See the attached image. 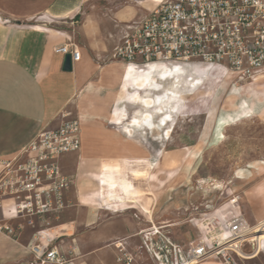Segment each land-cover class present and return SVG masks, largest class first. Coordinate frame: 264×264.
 <instances>
[{
  "label": "rangeland",
  "instance_id": "rangeland-1",
  "mask_svg": "<svg viewBox=\"0 0 264 264\" xmlns=\"http://www.w3.org/2000/svg\"><path fill=\"white\" fill-rule=\"evenodd\" d=\"M123 1V5L129 4L128 0ZM112 3L111 0H91L84 10V16L89 14L104 18L108 32L114 26L109 23ZM81 23L82 19L79 18L75 26ZM117 39L110 36L111 49L98 58L102 65L119 61L109 59ZM75 41L80 45L79 37ZM155 67H161V64ZM168 67L171 68L161 69L180 70L183 74L181 96L168 98L163 106V110L172 114L171 137L168 138L161 130L150 131L145 125L138 127L128 121L118 124L122 109L127 108L129 116H134L139 108L129 99L117 104L112 120L125 132L120 146H126L128 153L141 152L144 157L138 158L136 161L141 165L131 170L141 187L138 189L134 186L128 178L127 168L121 163L106 161L99 173L98 198L95 199L98 207L105 209L106 204H115L131 208L140 203V211L134 210L126 217L144 222L143 235L159 232L154 235L157 246L163 244L164 235L184 250L188 249L191 241L222 234L225 224L233 216H243L251 229L264 225V115L258 108L247 116L240 108L243 97L251 94L253 89H264V73L255 80H238L227 70L203 64H173ZM131 72L138 73L133 69ZM132 73L127 74L129 92L134 90L130 81ZM161 82L163 87L170 86V80ZM158 110L151 108L155 115ZM225 121L227 125H223ZM125 125H129L133 132L127 131ZM235 199L237 202L233 203ZM90 202L86 195L80 199L81 205ZM76 208V204L72 203L63 213L61 221L75 219ZM108 219V215L100 214L97 224L91 227L81 225L76 229L74 237L79 238L82 253H91L106 244L100 240L108 235V232H104L108 230ZM65 229L72 232L68 224L62 226V230ZM89 237L91 243H96L94 246L88 242ZM221 238H224L223 235ZM67 241L70 242L69 239ZM171 246L169 244V250ZM256 247V241H248L243 243L242 250L245 254L253 255ZM144 249L147 250L146 247ZM168 249L164 248L162 252L167 253ZM108 251L95 252L91 258L104 257L108 263ZM238 254L231 252L235 264H264V250L249 259ZM159 258L166 264L165 256L159 255ZM144 263L161 264L151 257L145 259Z\"/></svg>",
  "mask_w": 264,
  "mask_h": 264
},
{
  "label": "crops",
  "instance_id": "crops-1",
  "mask_svg": "<svg viewBox=\"0 0 264 264\" xmlns=\"http://www.w3.org/2000/svg\"><path fill=\"white\" fill-rule=\"evenodd\" d=\"M111 1L109 23L114 26L107 32V20L84 16L91 0H0V158L22 155L41 131L59 127L63 112L79 117L82 148L62 157L64 171L74 178L67 199L77 206V217L65 223L72 230L69 233L75 235L81 225L97 224L100 214L109 216L108 230L104 231L108 235L100 240L106 244L101 249L82 253V244L75 237L82 254L80 261L124 264L118 260L120 252L116 246L123 243L136 255L133 264H145V259H154V256L144 249V222L126 217L139 210L141 204L131 208L106 204L107 208L100 209L95 202L99 173L106 161H118L126 167L128 178L140 189L141 183L131 170L141 165L136 161L138 158H144L141 152L128 153L126 146H120L125 132L112 120L117 104L125 103L129 70L121 61L102 65L98 58L111 49L110 36L118 38L117 44L124 25L147 14L160 0H128V5H123V0ZM79 18L82 23L76 27ZM77 37L81 39L78 44L81 59L72 62V70L66 71L63 69L65 56L54 48L76 42ZM84 195L91 199L90 204L81 205ZM11 203L6 200L0 207V221L16 225L17 221L8 220ZM123 214L125 217H117ZM32 234L31 229L24 228L14 239L0 231V262H30ZM88 242L96 244L90 242V237ZM104 249H109L108 263L104 257L91 258ZM195 264L227 263L209 258Z\"/></svg>",
  "mask_w": 264,
  "mask_h": 264
},
{
  "label": "built area",
  "instance_id": "built-area-1",
  "mask_svg": "<svg viewBox=\"0 0 264 264\" xmlns=\"http://www.w3.org/2000/svg\"><path fill=\"white\" fill-rule=\"evenodd\" d=\"M54 50L64 56L71 54L72 62L81 59L74 41ZM109 59L123 62L128 70L153 63L203 64L227 70L238 80H255L264 73V0H160L147 14L124 25ZM61 119L58 128L41 131L22 155L0 158V207L10 200L8 220L17 221L16 225L0 221V231L14 239L24 228L33 231L29 244L32 260L23 264H87L80 261L74 232L62 230L66 223L61 221L72 205L67 192L74 184L73 176L63 169L62 157L81 150L82 124L71 112H63ZM225 230L227 238H220L221 233L209 239L203 236L189 242L187 250L164 235L163 244L157 246L154 235L159 232L146 233L143 238L147 250L161 264L159 255L165 256L166 264L209 258L235 264L231 252L239 253L236 248L215 249L251 227L243 216H233ZM169 244H173L170 250ZM116 246L120 262H135L136 255L123 243ZM163 247L167 253L162 252Z\"/></svg>",
  "mask_w": 264,
  "mask_h": 264
},
{
  "label": "bare ground",
  "instance_id": "bare-ground-1",
  "mask_svg": "<svg viewBox=\"0 0 264 264\" xmlns=\"http://www.w3.org/2000/svg\"><path fill=\"white\" fill-rule=\"evenodd\" d=\"M158 64H161V67H155ZM168 66L170 65L165 63H153L143 69L132 68L133 70L138 72L137 74H133L131 72L132 69L128 71L129 75H131L132 73L130 81L134 86L133 87L134 90L132 92H129L127 90L128 89V84H127V88L125 91V95H126L125 100L127 99L133 100L137 104V107L139 109L136 110L134 116H129L127 112L128 111L127 108L122 109V113L118 117V122H117L118 124H126L125 122L128 121L129 123H132L134 126H138V127H142L143 125H145L147 129L150 131L155 132L156 130H161V132L163 134L165 133L168 138L171 137L170 119L172 118V114L170 111L163 110V106L167 102L168 98L172 96L174 97L181 96L180 88L183 85L182 83L183 74L180 70L161 69L166 67L171 68ZM174 67H177V65L173 66L172 68ZM179 67L180 66H178V68ZM145 69L147 70L143 71ZM166 80H170L169 82L170 86L163 87L161 81H166ZM235 90L238 89L236 88ZM155 91H159V93H155ZM168 103L170 102L168 101ZM153 107L159 109L156 115L153 114V112L151 111V108ZM240 108L245 112L247 116H251L255 111H257L258 108L260 109L261 115H264V89L258 91L257 89L256 90L253 89L251 94H249L246 97H243L240 103ZM156 118L160 120L157 121ZM225 123L226 125L228 124V122L225 121L223 125H225ZM163 125H165L164 128ZM125 128L129 132L131 133L133 132V130L130 128L129 125H125ZM235 202H237V199L233 201V203ZM221 235H223L224 238H227L228 232L225 230L222 234H220V238ZM248 241L249 242L256 241L257 247L253 255L245 254L241 248V243ZM228 247L236 248L239 254H241V256H243L246 259L256 257L258 253L264 250V225H261L260 227L257 228H252L250 231L242 234L237 238L223 241L215 249V251L223 250ZM190 264H195V262Z\"/></svg>",
  "mask_w": 264,
  "mask_h": 264
},
{
  "label": "water",
  "instance_id": "water-1",
  "mask_svg": "<svg viewBox=\"0 0 264 264\" xmlns=\"http://www.w3.org/2000/svg\"><path fill=\"white\" fill-rule=\"evenodd\" d=\"M63 69L66 71L72 70V57L71 54H66L64 58Z\"/></svg>",
  "mask_w": 264,
  "mask_h": 264
}]
</instances>
